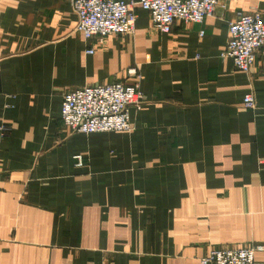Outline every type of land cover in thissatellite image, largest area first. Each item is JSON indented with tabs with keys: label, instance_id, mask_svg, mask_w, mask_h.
I'll return each instance as SVG.
<instances>
[{
	"label": "crops",
	"instance_id": "crops-1",
	"mask_svg": "<svg viewBox=\"0 0 264 264\" xmlns=\"http://www.w3.org/2000/svg\"><path fill=\"white\" fill-rule=\"evenodd\" d=\"M218 1L170 34L136 8L132 34L98 42L71 0H0V264H198L242 247L264 264V57L248 73L220 58L228 23L264 18V0ZM130 69L132 132L63 126L65 93L132 84Z\"/></svg>",
	"mask_w": 264,
	"mask_h": 264
},
{
	"label": "built area",
	"instance_id": "built-area-1",
	"mask_svg": "<svg viewBox=\"0 0 264 264\" xmlns=\"http://www.w3.org/2000/svg\"><path fill=\"white\" fill-rule=\"evenodd\" d=\"M218 0H71L78 22L76 30L85 40L101 42L111 35H129L134 32L136 8L145 11L151 27L160 34H170L175 22L200 24L213 16ZM227 41L220 58L230 59L236 70L248 73L257 56L264 57V18L254 10L239 12L227 25ZM202 32L200 35L202 36ZM93 54V50L86 51ZM127 74L134 83L114 82L86 86L65 93L61 100L60 119L71 133H130L133 126L130 110L140 111L144 98L139 84L142 77L135 69ZM244 109H255V99L243 96ZM0 125V135L7 132ZM75 166L81 167L82 156L73 157ZM198 264H254L252 247L222 248L201 257Z\"/></svg>",
	"mask_w": 264,
	"mask_h": 264
}]
</instances>
